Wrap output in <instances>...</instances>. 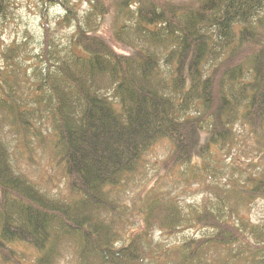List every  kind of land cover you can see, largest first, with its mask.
<instances>
[{"label": "trees", "instance_id": "16d2710c", "mask_svg": "<svg viewBox=\"0 0 264 264\" xmlns=\"http://www.w3.org/2000/svg\"><path fill=\"white\" fill-rule=\"evenodd\" d=\"M13 1L0 0V18ZM75 1L87 4L84 13ZM39 2L44 72L29 78L21 44L0 49L10 62L0 68V261L59 264L70 246L76 264H264V227L239 211L264 198V0ZM50 5L63 10L57 27L73 26L66 47L53 40ZM23 87L30 95L20 96ZM44 111L70 200L49 196L12 167L5 138L22 133L24 141L28 115ZM242 136L253 143L242 153L254 156L248 169L214 186L211 208L192 217L162 192L147 193L133 213L113 193L160 142L170 144L171 168L191 164L203 173L218 161L213 148ZM127 220L140 228L126 235ZM196 222L216 230L210 243L165 246L155 238ZM19 244L35 250L30 262Z\"/></svg>", "mask_w": 264, "mask_h": 264}, {"label": "rangeland", "instance_id": "374dc122", "mask_svg": "<svg viewBox=\"0 0 264 264\" xmlns=\"http://www.w3.org/2000/svg\"><path fill=\"white\" fill-rule=\"evenodd\" d=\"M75 6H78V12L81 14L87 8L85 2L75 1ZM40 9L39 0H14L10 4V11L6 18H0V49L6 50L14 42L21 44V48L26 49L27 56H19L18 59L33 81L39 76L38 71L44 72L45 65L44 61H39L38 57L42 46L43 29ZM48 13V20L54 30L53 40L60 44V48L68 46L72 39L73 26H56V19L63 13L60 6L50 5ZM9 63L3 59L2 53H0V68L9 67ZM22 89L24 90L19 93L20 96L30 95L27 88L23 87ZM47 112L44 111L43 115L41 112H37L32 117L28 115V123L22 130L25 135L24 141L22 133L18 135L12 133L7 135L5 142L8 144L12 167L16 172L23 174L49 196L70 200L75 195L71 192L68 178L59 160V150L54 149V144H52L55 138L52 134L53 128L47 118L49 115ZM241 127L240 123L233 125L237 133ZM236 135L235 140L238 137V134ZM233 143L235 142L233 141ZM252 144L248 136H242L239 143L225 145L221 150L214 146L210 159L212 162L218 161L214 167H208L209 171L199 173L191 164H177L171 168L170 164L165 162L171 153L170 144L166 141L160 142L144 155L139 170L129 176L128 185L117 187L113 193L117 194L121 203L125 204L127 210L133 213L132 208L140 206L142 198H145L147 193L162 192L174 197L181 209L189 217H192L193 210L200 211L204 209L205 205L211 208L216 199L212 192L213 189L216 190L214 186H226L229 184L228 180L239 179L244 175L243 171L248 169L246 165L251 158L254 159V156H246L242 153L251 148ZM222 165L224 168L219 173ZM254 168L256 169L257 165H254ZM209 199L211 200L209 201ZM239 211L248 216L249 220L258 227H264V198L256 199L250 203L247 209L240 207ZM125 222L126 235L135 233L140 228L139 221L127 220ZM194 224L196 225L193 227L184 224L172 234L155 231V238L159 241L158 243L165 246L181 244V241L189 238H207L210 243V238L216 230L209 225L200 227L197 222ZM243 234L251 237V234L245 230H243ZM121 242H125V237L118 244ZM17 248L19 251L22 250V254L26 256L28 262L36 254L35 250L27 244H19ZM239 249V245L235 244L234 250L238 253ZM73 256L72 248L66 247L59 264H76ZM0 264L5 263L0 261ZM147 264H151V262Z\"/></svg>", "mask_w": 264, "mask_h": 264}]
</instances>
